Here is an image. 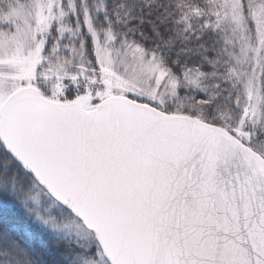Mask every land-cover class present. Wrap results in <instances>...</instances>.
I'll list each match as a JSON object with an SVG mask.
<instances>
[{"label": "snow or ice", "instance_id": "1", "mask_svg": "<svg viewBox=\"0 0 264 264\" xmlns=\"http://www.w3.org/2000/svg\"><path fill=\"white\" fill-rule=\"evenodd\" d=\"M0 264H264V0H0Z\"/></svg>", "mask_w": 264, "mask_h": 264}]
</instances>
